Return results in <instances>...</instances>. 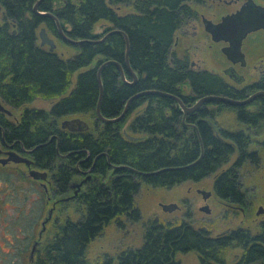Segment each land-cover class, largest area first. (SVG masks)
I'll return each mask as SVG.
<instances>
[{"label":"trees","instance_id":"obj_1","mask_svg":"<svg viewBox=\"0 0 264 264\" xmlns=\"http://www.w3.org/2000/svg\"><path fill=\"white\" fill-rule=\"evenodd\" d=\"M199 1L41 0L37 10L55 15L65 35L90 40L71 44L61 40L52 17L33 11L37 0H0V101L20 110L35 101L50 103L47 109L26 107L20 111L16 124L9 128L11 133L6 129V136L34 147L57 135L60 138L57 149L52 139L36 148L34 154L45 162V168L62 178L63 192L74 170L73 156L84 158L89 154L85 167L96 157L92 182L78 201L53 210L52 218L46 222L43 220L50 210L46 205H35L37 219L32 220V208L27 223L34 230L24 236H29L25 246L17 249L13 261L0 264H176V254L204 247L200 232L184 224L149 220L144 223L140 246H127L114 254L99 252L93 259L88 257L94 239L108 224L140 220L134 198L138 181L169 188L189 178L192 172L203 170L206 174L216 163L207 155L193 167L185 168L194 153L168 125L177 117L174 109L171 116L166 112L172 104L170 98L148 94L131 103L130 109H134L139 101H147L143 115L134 118L127 128L133 136L144 134L140 140L123 137V122L94 119L93 134L62 133L58 124L62 118L73 115L95 118L99 66L107 59L124 64L123 34L114 32L98 41L111 30H122L127 35L129 63L143 76L135 86H129L122 82L115 65H106L101 70V114L116 116L123 101L140 89L173 92L184 78L180 70L167 65L169 47L177 28L191 11L188 4ZM129 5L130 12L125 14L124 8ZM41 25L52 38L60 40L64 50L55 45L50 51L49 46L40 44ZM0 120L5 122L1 117ZM57 151L76 152L60 159ZM38 163L43 167L41 161ZM111 164L122 167L114 168ZM167 167L173 170L142 176L131 172H154ZM109 173L112 177L107 179Z\"/></svg>","mask_w":264,"mask_h":264},{"label":"flooded vegetation","instance_id":"obj_2","mask_svg":"<svg viewBox=\"0 0 264 264\" xmlns=\"http://www.w3.org/2000/svg\"><path fill=\"white\" fill-rule=\"evenodd\" d=\"M212 1L216 2V6L211 5L210 8L213 17L206 16L197 8L206 6L207 0L188 4L191 11L177 28L169 47L167 65L182 72L183 82L175 86L173 92L152 88L137 90L123 101L122 110L130 98L143 91L157 90L168 94H158L172 100L168 111L166 110L169 116L172 115V109L177 112L176 119L168 125L173 128L175 136L181 138L194 153L192 161L185 164V168L193 167L207 155L216 161L206 174L203 170L192 172L189 178L169 188L152 187L138 181L139 189L142 184L166 189L186 185L184 194L177 201L165 203L174 204L172 210H163L161 205L164 203H159L162 212L177 210L180 212L179 216L169 219L153 216L147 220H162L169 225L184 224L192 231L200 232L204 247L176 254V264L182 263L178 255L187 253L195 256L196 264H264V36H261L264 34V27L247 33L239 49L231 51L228 57L224 49L229 46V42L212 40L210 33L205 30L203 20L217 23L223 16L240 9L248 0ZM252 1L264 6V0ZM129 7L131 5L124 8L125 14L130 12ZM188 37L196 39L190 41ZM200 45L203 46L202 50L198 48ZM128 54L129 48L126 55L125 45L124 64L113 59L107 60L120 65L123 76L117 65L112 64L116 66L124 84L135 86L143 75L131 67ZM148 94L132 98L120 120L104 123L123 122V137L127 140L143 139L144 134L133 136L128 133L127 128L147 108V101H139L134 109H130L131 103ZM207 96L223 97L235 103L215 99L201 101ZM1 105L5 111L0 109V117L5 122L0 120V217L6 218L7 209L19 210L24 212L25 221L30 222L31 203L34 202L38 206L46 205L50 210L43 220L46 222L52 218L53 210L78 201L83 190L92 182V168L96 157L85 167L89 154L84 158L73 156L74 170L67 190L63 192L62 178L45 168V162L37 159L34 154L36 148L48 144L52 139L57 149L60 138L52 135L48 142L27 147L22 141L6 136V129L9 131L10 126L16 124L18 113L26 107L34 106L27 104L20 110ZM119 114L107 118H114ZM81 115L88 116V121L76 117L77 115L62 118L58 123L60 131L71 134L89 131L93 134L94 119H98L96 114L95 118ZM72 119L86 122L87 128L71 129L62 126L63 121ZM74 152L76 151H57V154L60 159H64ZM12 153L26 160L15 161L12 157L16 156ZM39 161L43 163V167ZM167 168L173 170L172 167ZM32 169L46 172L45 179H33L29 174ZM131 172L139 176L147 175L144 171ZM111 177L110 173L106 176L107 179ZM27 208L29 211L25 213ZM196 213L201 214L200 220H197ZM15 222L16 219H13L10 223ZM16 237H6L4 234V241L10 246ZM28 239L29 236L24 237V240ZM212 245H215L214 249ZM0 252L4 254L10 251L0 248Z\"/></svg>","mask_w":264,"mask_h":264},{"label":"rangeland","instance_id":"obj_3","mask_svg":"<svg viewBox=\"0 0 264 264\" xmlns=\"http://www.w3.org/2000/svg\"><path fill=\"white\" fill-rule=\"evenodd\" d=\"M211 5L213 7L216 6V2L212 0H207V5L203 7H197L200 12L204 13L208 17H213L211 14ZM44 27L43 25L40 26ZM39 28V29H40ZM49 35V34H48ZM189 35V34H188ZM181 37V34L178 35ZM264 36V34H261ZM49 37L54 41L55 45L59 46V50H64L60 45V40L57 38ZM190 41H194L196 38L188 37ZM187 38V39H188ZM204 39V37H200V39ZM186 39V40H187ZM198 39V37H197ZM199 49H203V46H199ZM68 53V52H67ZM28 106H34L39 108L47 109L50 106L49 102L45 101H35L28 104ZM81 119L88 121V116L77 115ZM186 185L183 184L179 187H175L174 189H166V188H151L144 184L141 185L138 192L135 194V203L140 211V220L132 221V220H124L121 224L110 223L108 224L102 231V233L96 237L90 246L88 257L93 259L97 253L99 252H107L110 254H114L116 251L121 248H125L127 246H140L142 243V237L144 232V224L149 218L152 219L153 216H160L163 219L173 218L174 216H179L180 212L175 210L170 213H164L161 211L159 207V203H168L171 201H177L179 196L184 194ZM35 204L31 203L32 210V220H36ZM29 208V206H28ZM25 209L28 213L29 209ZM6 218L0 217V248L3 251H10L8 253L2 254L0 252V263L13 261L17 254V249L25 246L27 240H24V236L26 234H30L33 232V228L28 226V223L25 221L24 212L15 211L13 209H7ZM15 216V218H13ZM197 220H200L201 214L196 213ZM16 219L15 224H11V220ZM34 223V222H33ZM4 234L6 237L17 236L18 240H15L14 243L8 246L7 241H4ZM195 256L192 253L187 254H179L178 258L181 259V264H196Z\"/></svg>","mask_w":264,"mask_h":264},{"label":"water","instance_id":"obj_4","mask_svg":"<svg viewBox=\"0 0 264 264\" xmlns=\"http://www.w3.org/2000/svg\"><path fill=\"white\" fill-rule=\"evenodd\" d=\"M40 1L41 0H37V2H35V4L33 5V11L37 14H40V15H46V16L52 17L55 20V24H56L57 30L59 32V35L61 36V38L64 41L69 42L71 44H79V43L84 42V41H90V40H75V39H72V38L68 37L67 35H65V33L61 29L59 20L57 19V17L55 15H53L51 12H41V11L37 10V6L40 3ZM203 22H204L205 30L210 33L212 40H214V41L224 40V41L229 42V46H227L224 49V52L227 54L228 57H230L231 51H237L239 49L241 41L247 33L264 27V6H261V5L254 3L252 0H248L240 9H238L234 13L227 14V15L223 16L221 18V20L217 23H213L212 21L207 20V19H204ZM114 32H119V33H122L124 35L125 40H126V55H127L128 48H129L127 36L125 33H123L120 30H117V29L111 30L110 32L105 34L98 41H102L103 39H105L107 37V35L114 33ZM38 37L40 39L41 45L47 44L49 46L50 51H52L55 48V43L49 37V35L47 34L46 29L44 27H41L39 29ZM113 63L117 65V68H118L121 76H123L122 68L120 67V65L118 63H116L113 60L104 61L99 66V68L97 70V82H98V86H99V95H98V100H97L96 107H95V114L99 120H101L103 122H115V121L120 120L125 115L129 102L131 101L132 98H134L136 96H139L142 94H148V93H157V94H161V95H168L164 92L157 91V90L143 91L141 93L134 95L132 98H130L128 100V102L126 103L122 112L117 117H114V118L104 117L100 112V104H101V99H102V95H103V88H102V81H101V70L106 65L113 64ZM209 99L223 100V101H227L230 103H235L231 99H227V98H223V97H216V96H207V97H204L201 101L209 100ZM0 109L5 111V109L3 108L1 103H0ZM62 126H67L71 129H86L87 123L80 120V119H72V120L63 121ZM12 154H15V153H12ZM15 156H16V158L12 157L15 161L26 160L24 158L18 157L16 154H15ZM113 167L119 168V167H122V165H113ZM167 169H169V168H163V169H160V170H157L154 172H144V174H154V173L160 172L162 170H167ZM29 174L33 179H45V177H46V172H41V171L34 170V169H32L29 172ZM161 206H162L163 210H165V211L166 210H172L175 207L174 204H162ZM203 210L205 212H208V209L206 207H203Z\"/></svg>","mask_w":264,"mask_h":264}]
</instances>
